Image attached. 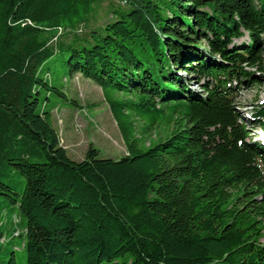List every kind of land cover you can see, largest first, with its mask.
Wrapping results in <instances>:
<instances>
[{
  "label": "trees",
  "instance_id": "1",
  "mask_svg": "<svg viewBox=\"0 0 264 264\" xmlns=\"http://www.w3.org/2000/svg\"><path fill=\"white\" fill-rule=\"evenodd\" d=\"M262 70L264 0H0V213L26 264H264V143L234 99ZM77 74L126 155L69 157L51 102L77 105Z\"/></svg>",
  "mask_w": 264,
  "mask_h": 264
},
{
  "label": "rangeland",
  "instance_id": "2",
  "mask_svg": "<svg viewBox=\"0 0 264 264\" xmlns=\"http://www.w3.org/2000/svg\"><path fill=\"white\" fill-rule=\"evenodd\" d=\"M118 0H104V7ZM105 10V9H104ZM104 10L100 11L99 22L106 19ZM248 36L237 39L238 43L248 41ZM50 62H52L50 60ZM248 70H257V67H246ZM186 75L184 72H179ZM264 74V70L261 72ZM58 75V73H55ZM191 77V76H190ZM195 81V80H194ZM64 91L69 98H73L77 105L65 102L62 97L52 96L51 105L53 124L59 131L61 142L67 149L68 155L73 160H82L90 144L100 151V157L120 158L127 154L126 144L120 133L118 125L113 117L109 104L105 100L103 89L91 79L77 74L64 80ZM194 90L201 91L203 88L196 82L191 83ZM234 99L242 115L250 118L254 123L250 125L252 138L260 140L264 129L255 122L256 113L264 105V82L257 85H243L235 91ZM261 141V140H260ZM2 197V196H1ZM0 197V199H1ZM6 202L2 204L5 205ZM1 204V205H2ZM1 214V230L4 233V241L0 243V259L6 264L10 258L13 244L17 246L16 256L19 263L26 264L27 253L24 247L25 236L11 238L13 230L22 225L18 222L21 211L18 208L10 212L8 208ZM18 218V219H17ZM264 241V237L261 238Z\"/></svg>",
  "mask_w": 264,
  "mask_h": 264
},
{
  "label": "water",
  "instance_id": "3",
  "mask_svg": "<svg viewBox=\"0 0 264 264\" xmlns=\"http://www.w3.org/2000/svg\"><path fill=\"white\" fill-rule=\"evenodd\" d=\"M206 1H209V0H206Z\"/></svg>",
  "mask_w": 264,
  "mask_h": 264
}]
</instances>
